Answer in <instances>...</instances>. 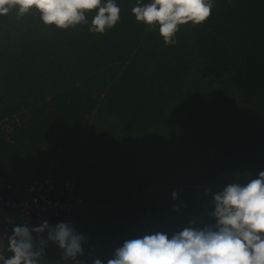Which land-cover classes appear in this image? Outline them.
<instances>
[{
  "label": "trees",
  "instance_id": "1",
  "mask_svg": "<svg viewBox=\"0 0 264 264\" xmlns=\"http://www.w3.org/2000/svg\"><path fill=\"white\" fill-rule=\"evenodd\" d=\"M116 2L121 20L103 34L89 31L95 11L67 30L44 25L36 9L0 16V179L18 200L32 180L64 184L75 173L64 185L73 198H62L72 208L51 226L85 237L81 264H106L128 239L214 224L213 194L264 171V0H214L171 46L158 26L136 21L137 0ZM197 81L216 89L196 93ZM174 106L195 113L174 122L169 146L164 129L139 134ZM56 255L53 264H71L49 242L45 257Z\"/></svg>",
  "mask_w": 264,
  "mask_h": 264
},
{
  "label": "clouds",
  "instance_id": "2",
  "mask_svg": "<svg viewBox=\"0 0 264 264\" xmlns=\"http://www.w3.org/2000/svg\"><path fill=\"white\" fill-rule=\"evenodd\" d=\"M213 6L214 0H137L132 13L137 22L158 26L164 44L171 46L180 26L204 23ZM13 8L19 16L36 9L44 25L64 30L88 24L87 13L95 11L89 31L98 34L121 20L116 0H0V16ZM212 199L214 224L197 228L190 223L171 236L156 232L125 240L106 264H264V171L246 183H229ZM52 221L36 228L16 225L7 243L0 240V264H40L49 242L61 250L63 261L81 264L85 237L71 224L51 226ZM5 251L12 255L6 258ZM92 264L105 262L97 258Z\"/></svg>",
  "mask_w": 264,
  "mask_h": 264
},
{
  "label": "built area",
  "instance_id": "3",
  "mask_svg": "<svg viewBox=\"0 0 264 264\" xmlns=\"http://www.w3.org/2000/svg\"><path fill=\"white\" fill-rule=\"evenodd\" d=\"M72 174L69 175L64 184L48 178L32 180L30 183L28 182L26 195L21 196L18 200L11 199L12 192L6 193L5 189L11 190L12 186L4 184L3 180L0 179V240L7 243V237L12 234V230L16 225H27L36 228L45 221L50 225V220L55 218L59 211H70L73 205L72 202L63 203L62 198L64 196L68 200L73 198L68 190V186L75 177ZM66 183H68V186H64ZM10 207L13 214L10 212L9 215L4 216L3 211L6 208L10 209ZM4 255L7 258L12 253L5 251Z\"/></svg>",
  "mask_w": 264,
  "mask_h": 264
},
{
  "label": "rangeland",
  "instance_id": "4",
  "mask_svg": "<svg viewBox=\"0 0 264 264\" xmlns=\"http://www.w3.org/2000/svg\"><path fill=\"white\" fill-rule=\"evenodd\" d=\"M196 87H197L196 93H199L201 95L206 94L205 96L212 95L213 92H212L211 89H213V88L216 89V86H214L213 88L211 87V89H209L208 87L205 86L203 81H197L196 82ZM174 110H176L175 113L173 112V108L170 110V114L167 116V121H166L165 124L163 123V117H160L159 115L154 116V118L152 119L151 122L148 121L147 123H142V125L139 128V131L141 133H139V134H141L143 136L146 135L145 131L148 129V127H158L160 129H164L163 130V134H165V137H162V142L166 143V145L169 146L170 145L169 137H172L170 135V133H176L177 130H178L177 128H174V122H176L177 119L184 117L182 122H184V123L186 122L184 124V126H185V125L188 124V122L191 119H193L192 114L195 113V111H189L187 109L184 110V108L175 107ZM185 114H187V116H185ZM205 118L208 119V116H206ZM100 121H101L102 124H106V122L104 121L103 117L100 118ZM144 122H146V121H144ZM193 123H196V124L200 125L199 121H197V120L194 121ZM182 128H183V126H182ZM186 129H187V126H186ZM188 130H190V128ZM101 138H102V142L101 143H103V141L107 137H101ZM108 138H110L111 140H114V139L120 140L122 137H108ZM160 143H161V141H159L156 138V140L152 144V148L159 147ZM163 182H165V181H163ZM57 260H58V255L54 256L53 261L50 260V257H47V258L43 257V258L40 259V264H53L54 262H57ZM58 263H60V262H58Z\"/></svg>",
  "mask_w": 264,
  "mask_h": 264
}]
</instances>
